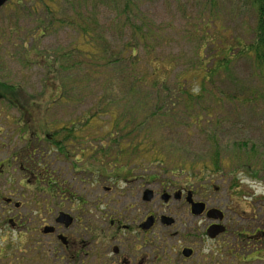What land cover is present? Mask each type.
Masks as SVG:
<instances>
[{
  "label": "rangeland",
  "instance_id": "rangeland-1",
  "mask_svg": "<svg viewBox=\"0 0 264 264\" xmlns=\"http://www.w3.org/2000/svg\"><path fill=\"white\" fill-rule=\"evenodd\" d=\"M33 3V0H23L20 5L18 0H8L0 7V78L19 84L36 96V102H31L25 115L0 101V220L6 215H11L15 221L25 217L23 207L16 213H7L9 207H4L1 198L8 194L21 200L31 197L32 191L20 185L24 170H29L27 174L32 176L55 175L59 185L57 199L63 200L62 203L69 201L66 191L75 185V198L83 196L87 201L84 212L72 209L81 221L108 222L125 210L130 200L125 191L127 185L119 182L116 185L119 189L104 194L96 182L111 185L114 174L127 173L136 177L130 187L137 186V190L131 191L137 193L139 202L137 208L124 215L136 216L138 222L148 209L166 212L169 209L177 223L185 224L181 232H194L195 226L202 227L209 220L190 215L188 205L182 200L175 199L169 208L161 206L160 194L172 193L177 188L196 190L197 197L205 198L208 209L218 208L226 214L224 223L228 232L218 236L216 241L223 257L227 249L231 257L225 260L219 256L217 264H264V70L257 69L248 58L234 59L228 71L214 77L215 85L209 84L212 90L205 104L210 105L211 118L209 123L200 126L191 125L184 114L152 113L158 105L148 103V91L153 92L154 88L148 86L149 80L140 82L138 88L132 73L145 71L148 64L151 65L148 59L155 58L171 70L169 87L176 84L175 77L183 70L184 76L190 77V69L202 53V39L210 35L229 43L235 38L251 39L255 14L248 3L244 0H56L51 11L35 7ZM139 16L151 27L146 32L149 50L141 44L138 61L125 55L107 83L98 71L88 81L77 72L81 77L77 74L65 82V96L57 98L55 95L44 111L51 132L63 124L79 121L82 124L84 117L93 114L83 130H75L73 138L62 144L67 153L64 156L58 146L43 141L40 134L43 106L46 107L45 101L51 98L55 88L50 82L43 84L46 76L41 58L57 51L70 52L75 46L86 47L79 44L77 28L89 19L103 26L98 33L100 38L104 37L99 44L107 49L105 56L123 45L127 50L138 39L122 21ZM205 23L209 25L207 35L202 28ZM74 57L86 61L77 54ZM101 64L98 61L97 68H101ZM195 82L192 79L183 83L188 89H198ZM132 85L133 89L129 90ZM174 112L179 114L177 109ZM211 130L218 133L216 139L221 148L227 150V158L222 159L223 172L204 175L199 172V166L211 149ZM32 132L38 133L39 139L30 136ZM62 134H54L55 140ZM236 147H244L252 153L257 164L256 176L244 171L234 172L232 176L227 174ZM156 152L164 153L158 161L153 158ZM183 160L196 162V169H182ZM233 181L238 183V188L231 185ZM144 185L157 193L147 206L140 200ZM60 188L64 192H60ZM24 220L28 222L32 217ZM4 226L7 234L3 237L0 229V248L4 249L0 264H16L15 239L21 228L12 224ZM258 231H261L260 236ZM240 233L250 239L242 240ZM253 235L260 240L251 239ZM1 237L6 239L3 245ZM200 241L199 255L211 253L215 242ZM215 250L213 248L212 253ZM21 264L36 262L28 259Z\"/></svg>",
  "mask_w": 264,
  "mask_h": 264
},
{
  "label": "flooded vegetation",
  "instance_id": "flooded-vegetation-1",
  "mask_svg": "<svg viewBox=\"0 0 264 264\" xmlns=\"http://www.w3.org/2000/svg\"><path fill=\"white\" fill-rule=\"evenodd\" d=\"M27 171L29 170H24L20 185L32 191L31 197L21 200L8 194L1 198L5 203L4 207H9L7 213L10 211L16 213L21 207L26 209L22 220L19 218L15 221L11 215H6L4 218L6 220H0L3 237L7 234L4 230L5 224L21 228L15 239L17 243L15 250L18 252V256L14 259L16 264L28 259L34 260L36 264H217V257H223V252L218 251L216 239L228 232L224 223L226 214L218 208L208 209L205 198L197 197L196 190L177 188L172 193L165 191L160 194L163 200L161 206L169 208L175 199L182 200L188 205L190 215L204 216L209 220L202 227L195 226L194 232H181L185 224L177 223L171 214L172 210L169 209L167 212L148 209L138 222L136 216L124 215L137 208L139 202L137 193L131 191L137 190V186L130 187L136 177L128 176L127 173L114 174L111 185L96 182V186L104 194L119 189V186L116 187L119 182L127 185L125 191H128L130 200L127 201L123 213L114 215L115 217L108 219V222H85L72 213L74 208L81 212L87 210L84 206L87 204L84 197L75 198L73 192L75 185L66 191L70 197L69 201L62 203L63 200L57 199L59 185L55 175L32 176L31 173L27 174ZM80 182L84 183V180ZM145 185L140 192L143 206L152 203L157 194ZM60 192H64L62 188ZM191 203L201 204L202 212L193 214ZM32 204L34 207H29ZM28 217H32V220L27 222L24 219ZM26 228H28L27 233H25ZM32 232L35 234L34 237L31 235ZM259 233L261 231H258V236ZM239 236L242 240L250 239L245 233H240ZM3 237H1L2 245L6 241ZM251 237L253 240H260L254 235ZM199 239L204 243L215 242L210 248L211 253L199 255ZM213 248H216L215 253H212ZM0 249L1 256L4 251L3 246ZM230 257L231 252L227 249L223 259L228 260Z\"/></svg>",
  "mask_w": 264,
  "mask_h": 264
},
{
  "label": "trees",
  "instance_id": "trees-1",
  "mask_svg": "<svg viewBox=\"0 0 264 264\" xmlns=\"http://www.w3.org/2000/svg\"><path fill=\"white\" fill-rule=\"evenodd\" d=\"M21 1L23 0H18V3L20 4ZM33 1L35 7H42L46 11H51L53 8L52 6H56V0ZM244 1L248 3L255 14V23L251 31V39L243 40L241 38H235L231 41V43L212 35H210V38H205L204 40L202 39V43H200L202 53L199 55L198 61L190 69L192 72L191 76L186 77L184 76L185 70L181 71L180 74L176 75V84L172 85V88L168 86L171 70H169L170 68L168 66L164 65L162 60L149 58L148 62L151 65L148 64L145 71L142 72L140 70H134V72H132L133 79L137 82V84H139L138 88L141 87L140 82H145L147 80L151 82L148 86L154 88L153 92L148 91V97H150L148 103H155L158 105L154 107V111L152 113H160L161 115L168 113V115L171 116H182L184 114L191 121V125L196 126H200L204 122L209 123L211 115L208 114V106L210 105L208 104L206 106L205 99L208 92L212 90L210 89L211 86L215 85L214 77L218 73L228 71L230 69V63L237 57L248 58L253 62L257 69L260 71L264 70V0ZM116 15L120 18V15ZM136 19H138L139 22L136 21ZM122 25L127 27V29L130 28L132 30L133 37L138 39L137 42H133L127 50L123 45L118 51L114 50L109 56H105L107 49H104L102 44H99V40H103L104 37L101 35L100 38V33H98L103 29V26H101L97 20L93 21L89 19L88 22L84 21L82 26L77 28L78 36L81 38V42L79 44L86 45V47L75 46L70 52L57 51L56 53H51V56H43L40 60L42 61L41 64L43 67H45L46 77L43 79V84L47 85L46 83L50 82L51 85L55 87L51 98H48L45 101L46 107L44 108L43 106V114L41 116L42 126L40 128L43 131H41L40 134L43 137V141L50 145L52 144L58 146L60 153L64 156H67V153L63 149L64 145L62 146V144L67 143L70 138H73L75 130H83V127L86 123H89L93 114H89L84 117V122L82 124L79 123L80 121L76 123L71 122L69 125L63 124L62 126L53 129L57 131L51 132L49 131L51 129L48 126V121L45 115L46 113H44V111H46V108L54 101L53 97L55 95L57 98L65 96V93L63 92L65 82L67 80H71L72 77H76L78 73L88 81L92 78V74L98 71V73L103 75L104 80L107 83L111 78H113L117 65L121 62V60L125 59V55H127L129 59H133V57H135V60L137 58L138 61L139 48L141 47V44H143L144 48L149 50L150 44L147 42L146 32H149L151 27L148 24H145L143 16H139L135 18V20L122 21ZM207 26H209L207 23L202 26L205 31L204 35H207ZM46 28H48V26ZM209 46L210 48L206 50ZM75 54H77V56L84 57L86 61H83L82 58L75 59ZM91 61H93V63H91ZM98 61L102 62L100 65L101 68L99 67L100 69L97 68L96 65ZM79 74L78 77H81ZM192 79L193 81H196L195 83L197 84L198 89H188L185 87L183 82H190ZM209 84L212 85L209 86ZM52 86H49L48 88L53 89ZM132 89L133 85L129 90ZM0 101H4L10 106L16 107L21 114L25 115L29 111L31 102H36V96L29 94L21 85L10 84L0 78ZM35 107L37 106L35 105ZM176 109L179 114L174 112ZM139 110L137 109V111ZM28 129L34 130V128L31 127ZM63 130L65 131L62 132ZM59 132L63 133L62 137L55 140L54 134L58 135ZM32 134L33 135L30 134V136H35L37 139L39 138L36 136L38 133L36 134V132H32ZM217 136L218 133L215 130L210 131L211 149L201 160L199 166V172L204 175L209 172L210 173L207 175H211L213 173L220 174L224 170L225 165L223 164L224 162L222 159L227 158V150L225 151L221 148L220 143H218L219 140L216 139ZM236 148L237 150L233 149L234 155L230 160L231 169L227 172V174L232 176L234 175V172L244 171L253 177L256 176V173L258 172L256 169L257 164L254 162L252 153L249 152V150H244V147ZM163 154L156 152L153 158L158 161L161 159L160 155ZM183 161V165L181 166L182 169H186V167L190 170L196 169V162H188L186 160ZM234 184L238 188V183H236V181L231 183V185ZM241 236L243 237V235Z\"/></svg>",
  "mask_w": 264,
  "mask_h": 264
},
{
  "label": "water",
  "instance_id": "water-1",
  "mask_svg": "<svg viewBox=\"0 0 264 264\" xmlns=\"http://www.w3.org/2000/svg\"><path fill=\"white\" fill-rule=\"evenodd\" d=\"M8 0H0V7L4 5ZM203 210V206L197 203H191V212L193 214H200Z\"/></svg>",
  "mask_w": 264,
  "mask_h": 264
}]
</instances>
